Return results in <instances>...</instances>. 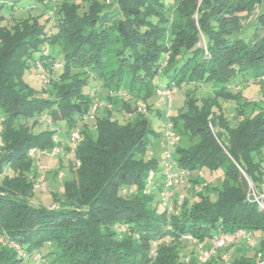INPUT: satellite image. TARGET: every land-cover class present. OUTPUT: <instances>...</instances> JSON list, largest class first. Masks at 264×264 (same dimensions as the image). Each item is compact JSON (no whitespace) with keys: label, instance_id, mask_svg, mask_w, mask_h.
I'll list each match as a JSON object with an SVG mask.
<instances>
[{"label":"trees","instance_id":"obj_1","mask_svg":"<svg viewBox=\"0 0 264 264\" xmlns=\"http://www.w3.org/2000/svg\"><path fill=\"white\" fill-rule=\"evenodd\" d=\"M38 71L41 85L23 79ZM233 78L264 80V0H0V264H200L199 244L238 229L255 245L236 240L204 264L264 260V210L247 198V180L264 194V102L246 117L239 102L224 111L239 94ZM164 91L183 96L170 120L185 140L172 154L179 167L226 178L176 214L161 206L160 182L148 183L161 173L149 148L165 124L115 119L107 104L141 100L160 119ZM73 130L85 136L71 151ZM61 145L79 166L69 160L53 205L31 203L28 152Z\"/></svg>","mask_w":264,"mask_h":264},{"label":"rangeland","instance_id":"obj_2","mask_svg":"<svg viewBox=\"0 0 264 264\" xmlns=\"http://www.w3.org/2000/svg\"><path fill=\"white\" fill-rule=\"evenodd\" d=\"M260 11H261V8L259 7L253 12L252 16L250 17L248 21H245V22L243 21V32H246V33L250 32L251 26L255 22L258 12ZM112 64L113 63L110 59L108 61V65H112ZM39 73L41 74V77L38 75ZM42 75H44V73L41 71H38L36 72V74H33V75L29 72H25L23 79L31 85L39 86L41 85L40 80L42 79ZM242 81L243 80L238 81L234 78L230 81L229 84L231 87L229 88V92L233 91V89L238 86L239 90H237V92H239V94L235 95L236 97L230 96L229 100L224 101V104L222 106L225 111L227 108L235 107L236 103L238 102L241 104H244L242 113H243V117H246L251 113L252 109L257 108L256 104L261 105V102L262 101L264 102V80L262 79L252 80L251 79L245 82L244 81L242 82ZM126 100H127V97L114 96L113 101L110 103L109 102L107 103L109 108L112 110V113L115 116V119H118L119 118L118 116L120 117L122 116L125 119L133 118L135 117L136 114H139L137 113L138 106L140 104H143V105L146 104V103L144 104V102L140 100L137 102L136 106L132 104L130 107L129 105L126 104L127 102ZM172 100H173L172 106L168 110L169 120H171V117L175 116L178 113L179 108L182 107L183 96L180 93H174ZM258 100H260L261 102H259ZM156 101L157 100L155 99V102ZM162 110L163 108L161 107V111ZM231 113L233 114L234 112H231ZM143 114H144V117H146L149 120V122H151L152 124L151 127L156 132H159L161 128H163L162 126L166 124L165 122L166 119L164 118L159 119L157 114L150 111L146 105H145V113ZM84 123H85V126H83V129L86 132V135H89V136L93 135L94 122L84 121ZM41 127L42 126H39L38 129H40ZM79 128H80L79 130L81 131L82 123ZM212 129H213V132H217V128L212 126ZM32 131L35 132L36 129ZM84 136L85 135H83L82 133L81 139H83ZM152 136L155 137L156 135H152ZM184 143H185V140H183L179 144L177 143L171 146L168 150L171 152V154H173L177 146L179 145L182 146L184 145ZM61 148L63 149L61 152L62 155L59 154L58 156H55V157H48V156L41 157L40 156V158L37 159L36 161L33 160V165L31 167L30 172L25 174V176L28 179H34L33 180L34 181V187H33L34 196L30 201L31 203L43 204L44 206H50V205H53V203H51V198H50L51 192L58 194V196L62 195L64 183L71 178V175L68 171V165L70 164L69 160L73 163L76 161V157L74 154H71L65 151V145H61ZM166 149L167 147L163 143L162 138L159 139L158 141L152 140V144L149 148L150 150L149 157L153 159H158L159 162L161 163L162 162L161 159L163 158L164 152ZM262 154H263L262 168L264 171V149L262 150ZM199 171L200 170H197V169L190 171L191 176L189 177V180L187 181L190 184V188L186 189L185 185L184 186L178 185L176 187V189L174 190V195L171 200L170 208L165 207L171 213L176 214L179 211V207H180L179 204L182 203L183 198L187 197L191 199L195 195L197 190L201 188L200 184H203L204 182H208L209 180H211V182L207 185L208 188L212 186L220 187L221 184L224 183L226 179L223 176L222 170L220 169L216 170L213 173H209V171L205 168L202 169L203 176H204L203 179H200V177H198ZM59 174L61 175L60 178H59ZM153 178L157 182L162 181L161 173L155 174ZM204 189L201 188L200 189L201 191H198V192L203 193L205 191ZM253 233L256 235L255 232ZM257 235H259V233H257ZM183 239L186 241H189V239L187 238H183ZM205 245H206L205 242L202 243V246L205 247ZM13 246L16 249H18V245H13ZM237 252L238 251H236L235 253ZM220 254L224 260L225 259L229 261L233 260L232 257L223 256V252H221ZM244 254H245L244 256L246 257H251L253 255V252L251 250H246ZM180 256L183 258V260H186L188 258V253L185 254L181 251ZM232 256H235V254H233ZM211 264H225V261H222L221 259V260H217V262L212 261Z\"/></svg>","mask_w":264,"mask_h":264},{"label":"built area","instance_id":"obj_3","mask_svg":"<svg viewBox=\"0 0 264 264\" xmlns=\"http://www.w3.org/2000/svg\"><path fill=\"white\" fill-rule=\"evenodd\" d=\"M160 102L163 105L164 108V118L166 119V124L163 130L162 134V141L166 145L167 149L164 152V156L161 159V178L162 181L160 182V191L159 192V198L161 201V206L170 208L171 200L174 195V190L178 185L180 186H186V189L190 188V184L187 182L188 178L191 176V173L186 170L179 167L176 160L172 157L171 152L168 150L171 146L177 144L180 140L179 135L173 130L172 123L169 120V108L172 104V93L170 91H164L161 93ZM95 107L93 108L90 118H92L93 112ZM137 112L139 113H145V105L140 104L137 108ZM56 138V136H54ZM80 139V133L78 130H73L68 135V145L71 151L76 150L77 144ZM2 145L0 141V146ZM61 147L54 146L51 149L46 150H36L32 149L28 152V155L32 158H35L36 160L40 158V156H48V157H55L58 154H61ZM75 166H79V162L76 161ZM61 175L59 174V178ZM152 177H154L153 173L149 174V181L151 182ZM198 177L200 179H203V173L201 171L198 172ZM211 182L209 180L208 182H204L203 184H200L201 188L207 187V185ZM248 183V194L247 198H251L253 202L256 203L258 208L260 210H264V194H258V192L255 190L254 186L250 181L247 180ZM199 188L198 191H201ZM190 240V237H185ZM236 240H246V242L249 244V246L253 247L255 244L250 239V234L244 230V229H238L235 232L232 233H225L220 232L211 243V246L208 248H204L201 246V244L198 245V253H197V260L200 264L206 263L208 260L212 259L218 251L222 250L225 246L228 244L234 243ZM188 262V259L185 260ZM264 260L262 259L261 254H258L256 257V264H263ZM225 264H229L228 261H225Z\"/></svg>","mask_w":264,"mask_h":264},{"label":"crops","instance_id":"obj_4","mask_svg":"<svg viewBox=\"0 0 264 264\" xmlns=\"http://www.w3.org/2000/svg\"><path fill=\"white\" fill-rule=\"evenodd\" d=\"M202 172V169L200 170ZM203 173V172H202ZM207 245H211V244H207Z\"/></svg>","mask_w":264,"mask_h":264}]
</instances>
